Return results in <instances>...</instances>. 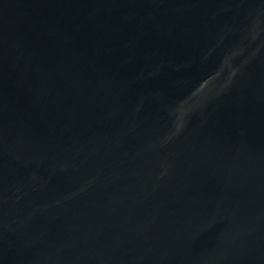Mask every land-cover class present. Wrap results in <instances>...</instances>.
Instances as JSON below:
<instances>
[{"label": "water", "instance_id": "1", "mask_svg": "<svg viewBox=\"0 0 264 264\" xmlns=\"http://www.w3.org/2000/svg\"><path fill=\"white\" fill-rule=\"evenodd\" d=\"M0 264H264V0H0Z\"/></svg>", "mask_w": 264, "mask_h": 264}]
</instances>
